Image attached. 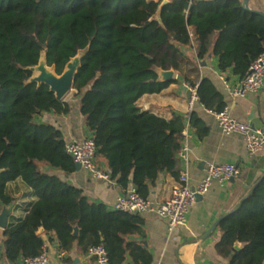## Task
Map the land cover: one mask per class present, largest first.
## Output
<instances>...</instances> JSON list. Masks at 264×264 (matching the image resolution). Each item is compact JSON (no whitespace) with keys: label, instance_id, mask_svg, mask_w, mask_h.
Here are the masks:
<instances>
[{"label":"trees","instance_id":"obj_1","mask_svg":"<svg viewBox=\"0 0 264 264\" xmlns=\"http://www.w3.org/2000/svg\"><path fill=\"white\" fill-rule=\"evenodd\" d=\"M161 4V0H0V205L13 202L6 185L17 178L35 197L25 215L3 229V253L9 264L40 254L44 235H54L66 253L76 244L82 253L103 244L109 264H152L140 214L109 209L42 169L46 163L65 174L76 171L61 130L34 120L42 112L69 114L71 105L46 83L32 81L27 67L36 66L44 53L47 66L61 75L80 54L72 88L81 96L80 111L96 142V158L106 163L111 179L123 190L132 185L148 197L161 173L178 178L186 127L180 115L166 119L137 104L145 93L159 92L175 81H160L157 68L178 71L197 85L199 103L221 111L224 96L209 78L200 76L184 49L190 47L198 61L212 50L219 69H231L240 78L264 51V16L245 9L242 0ZM189 125L200 139L209 133L195 111L189 114ZM218 229L216 249L230 264H264V178ZM237 242L243 244L240 249L235 248Z\"/></svg>","mask_w":264,"mask_h":264},{"label":"crops","instance_id":"obj_2","mask_svg":"<svg viewBox=\"0 0 264 264\" xmlns=\"http://www.w3.org/2000/svg\"><path fill=\"white\" fill-rule=\"evenodd\" d=\"M159 1V0H155ZM163 1V0H161ZM250 11L264 14V0H248ZM186 55L197 64L201 77L209 78L218 91L224 96L230 114L241 121L250 122L256 128L264 129V84L257 94H246L234 97L230 87L241 79L231 69L221 71L218 67V58L211 50L206 57L198 61L190 47L184 49ZM163 70L157 68V72ZM173 79L167 87L159 92L145 93L137 104L143 110L150 111L166 119L173 115L184 118L186 127L183 131V146L187 148L186 156L178 154L180 173H187L192 186L198 184L208 163H236L241 167V175L229 181H215L211 189L200 199H197L188 214L185 225L176 227L172 233L168 232L167 223L153 212L140 214L145 223L146 238L144 244L148 246L153 255L152 264H230V259L220 255L216 245L221 238L218 225L206 236V232L220 217L229 214L235 206L248 193L257 179L264 173V149L257 154L250 155L246 149L244 137L239 133L225 134L220 129L217 119L201 103L197 102L192 108L189 106V92L180 73L174 69ZM192 80H195L191 76ZM160 81H163L159 77ZM70 103L69 114H56L42 112L35 115L37 123H49L59 128L65 141L83 139L90 136L82 115L81 96L75 94L72 88L63 98ZM195 111L209 128V133L200 139L196 131L189 125V114ZM96 164L107 170L106 163L96 158ZM42 169L56 174L69 183L81 188L84 194L94 202L105 204L113 210L117 198L132 187L129 185L123 190L116 181L108 183L95 179L89 171L82 168L71 174L53 169L46 163ZM178 178L170 173H161L155 184L150 186L148 198L154 203H160L171 194V190L179 182ZM6 191L14 198L9 205H0V215L9 210L7 225L16 218H22L31 202L35 200L31 189L21 178L10 181ZM43 228L40 229V232ZM3 229L0 227V262L7 263L3 253ZM206 236V237H205ZM45 250L52 259L53 264H96L94 257L82 253L77 244L71 252L66 253L59 248V242L54 235H44ZM240 248L242 243L237 242ZM63 252V256L60 253ZM70 258L65 262L64 258Z\"/></svg>","mask_w":264,"mask_h":264},{"label":"built area","instance_id":"obj_3","mask_svg":"<svg viewBox=\"0 0 264 264\" xmlns=\"http://www.w3.org/2000/svg\"><path fill=\"white\" fill-rule=\"evenodd\" d=\"M264 84V51L260 53L250 64L248 71L239 82L230 87V93L234 97L246 94H257ZM189 92V106L192 108L198 102L197 85L186 84ZM217 119L223 133H239L244 137L246 149L250 155L257 154L264 149V129L256 128L250 122L234 118L228 108L221 111L209 110ZM65 151L75 163H79L91 175L98 180L112 183L109 172L96 164L97 146L92 135L83 139L65 141ZM187 148L183 146L180 155L186 156ZM241 175V167L236 163H208L201 181L192 186L188 174L182 173L179 182L171 190L169 198L154 203L148 197H143L135 187H131L120 195L114 203L113 209L130 214L155 213L167 223L168 232L181 225H185L191 207L197 201V195L206 194L215 181H229ZM63 252L60 256H63ZM88 254L94 257L96 264H109L107 250L103 244L92 245ZM0 264H7L2 263ZM17 264H53L52 259L43 247L40 254L24 258Z\"/></svg>","mask_w":264,"mask_h":264},{"label":"water","instance_id":"obj_4","mask_svg":"<svg viewBox=\"0 0 264 264\" xmlns=\"http://www.w3.org/2000/svg\"><path fill=\"white\" fill-rule=\"evenodd\" d=\"M169 2V0H163L161 6L167 4ZM242 6L247 9H249L248 6V0H242ZM264 16V14H261ZM41 46H46V44H41ZM44 64H46L45 61V55H44ZM44 64L39 65V70H40V74L34 78H32V81H36L38 83L44 82L47 85H49L50 89L52 91L55 92L56 96L60 99H62L71 89L73 86V79H74V75L77 72V69L79 67L80 64V56L79 58H75L74 61H70L67 64V69H65V71L57 76L55 74H52L50 72H48L46 70V68L44 67ZM47 65V64H46ZM27 69L31 70L32 72H34L37 69V66H29L27 67ZM159 77H161V79L163 81L166 80H171L174 77V71L173 70H160L158 72ZM82 169V166L79 163H76V170H80ZM264 178V173L263 175L255 182V184L249 189L247 196H249L253 190L255 189V187L257 186V184ZM202 197V195H197V199H200ZM243 199L240 200V202L235 206L234 209H232L229 214L233 213L236 208L242 203ZM8 214H9V210L5 209L2 214L0 215V227L2 229H5L7 227V219H8ZM227 214V215H229ZM227 215L220 217L218 220H216L212 226L209 228V230L206 232V236H208L210 234L211 231L214 230V228L219 224V222L224 219ZM79 233V229L78 227H75L74 230V235L77 236ZM205 236V237H206ZM146 244V242H145ZM236 249H240V247L238 245H235Z\"/></svg>","mask_w":264,"mask_h":264},{"label":"rangeland","instance_id":"obj_5","mask_svg":"<svg viewBox=\"0 0 264 264\" xmlns=\"http://www.w3.org/2000/svg\"><path fill=\"white\" fill-rule=\"evenodd\" d=\"M79 56H80V54L77 55L76 57H74V58L71 60V62L74 61L75 58H79ZM42 64H44V53H42V55H41V59H40V62L36 65V66H37V69L33 72V76H32V78H34V77H36V76H38V75L40 74V70H39V67H38V66H39V65H42ZM44 67L46 68V70H47L48 72L57 75V74L55 73V71L53 70L52 67H49V66H47L46 64H44ZM66 69H67V68H66ZM57 76H59V75H57Z\"/></svg>","mask_w":264,"mask_h":264}]
</instances>
